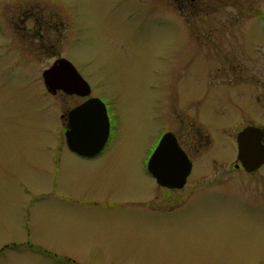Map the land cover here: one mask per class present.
<instances>
[{"label":"rangeland","instance_id":"rangeland-1","mask_svg":"<svg viewBox=\"0 0 264 264\" xmlns=\"http://www.w3.org/2000/svg\"><path fill=\"white\" fill-rule=\"evenodd\" d=\"M263 26L264 0H0V264H264V165L233 167L264 128ZM58 57L108 107L95 161L63 141L80 99L44 88ZM166 130L176 193L146 173Z\"/></svg>","mask_w":264,"mask_h":264},{"label":"water","instance_id":"water-1","mask_svg":"<svg viewBox=\"0 0 264 264\" xmlns=\"http://www.w3.org/2000/svg\"><path fill=\"white\" fill-rule=\"evenodd\" d=\"M41 77L50 95L60 91L69 97L83 98L90 94L88 83L66 59L55 60ZM104 107L99 99L92 98L70 110L64 134L69 151L82 158H92L102 151L109 136V120ZM262 135V130L254 127H245L236 135V162L247 173L264 164ZM177 144L172 134H165L148 159L147 170L161 187L180 189L190 174L191 163Z\"/></svg>","mask_w":264,"mask_h":264},{"label":"flooded vegetation","instance_id":"flooded-vegetation-1","mask_svg":"<svg viewBox=\"0 0 264 264\" xmlns=\"http://www.w3.org/2000/svg\"><path fill=\"white\" fill-rule=\"evenodd\" d=\"M179 1H181L182 3H183V6L185 7L186 6V2H187V0H179ZM189 1H191V2H193L194 0H189ZM29 16H27V17H25V20H24V22L26 21V23L27 22H29ZM22 22H23V20H22ZM34 22V21H33ZM35 23L37 24V23H39L38 25H40V24H42L43 23V19H41V21H38V20H36L35 19ZM40 27V26H39ZM41 28V27H40ZM39 28V29H40ZM263 30H264V26H263ZM59 58H62V57H58V59ZM57 58L55 59V60H58ZM228 64V63H227ZM248 76H247V74H246V78H247ZM253 77V76H252ZM251 77V78H252ZM260 77H262V75H259V74H255L254 75V77L252 78V81L253 82H255V83H260V81H261V79L263 78H260ZM244 81H246L245 79H243ZM246 86L247 87H251V86H249V85H247L246 84ZM254 92V91H253ZM250 93V92H249ZM57 94H60V95H62V96H65V97H69L68 95H65V94H63L62 92H57L56 93V95ZM72 97H76V98H78V99H80V102L79 103H77V104H75L73 107H71L70 109H68V110H66V111H64V112H62L60 115H59V118H60V121H61V124H62V126H63V129H61V130H63L62 132H63V141L65 142V137H64V134H65V131H66V129H67V124H68V113L70 112V110H72L73 108H75V107H77V106H79V105H81V104H83L84 102H86L87 100H89V99H92V98H96V99H99L104 105H105V107L104 108H106V113H107V117H108V120H109V136H110V131H111V122H110V117H109V110H108V107H107V105H106V103L102 100V99H100L99 97H96V96H93L92 95V92H91V88H90V94H89V96H87V97H78V96H72ZM249 97H251L250 95H249ZM70 98V97H69ZM252 99V98H251ZM260 99H264V95H261V98ZM260 99H257V97H253V99L252 100H254L253 102H254V104L259 108V111L260 112H264V108H262V106H260L259 104H258V102L259 103H261L260 101ZM169 113V112H168ZM247 127H254V128H259L260 130H262V133H263V135H262V138H261V143L264 145V128L262 127V126H260V125H255V124H250V125H248V126H246V128ZM244 129V128H243ZM168 133H170V134H172L173 136H174V138L176 139V141H177V145L181 148V150L185 153V155L187 156V158L189 159V161H190V163H191V171H190V174H191V172H192V162H191V160H190V158L188 157V155L186 154V152L184 151V149L182 148V146H181V144H180V142L178 141V139H177V137L174 135V133H172L171 131H165L164 133H163V135L162 136H164L165 134H168ZM109 136H108V140H109ZM162 136L159 138V140L162 138ZM108 140H107V142H106V144H105V146H104V148H103V150L105 149V147H106V145H107V143H108ZM159 140L157 141V144H158V142H159ZM156 144V145H157ZM65 145H66V143H65ZM156 145H154L155 147H156ZM155 147H154V149H155ZM153 149V150H154ZM103 150L98 154V155H96V156H94V157H92V158H86V157H81V156H79V155H77V154H75L76 156H79V157H81L83 160H85V161H95V160H97L96 158H98V157H100L101 156V153L103 152ZM153 152V151H152ZM152 152H151V154H152ZM151 154L149 155V157L151 156ZM102 157V156H101ZM149 157H148V159H149ZM148 159H147V161H146V173L155 181V179L152 177V175L148 172V170H147V162H148ZM237 161V160H236ZM236 165H238V168L237 169H239V170H242V168L239 166V164H238V162H237V164ZM264 165V164H263ZM262 165V166H263ZM261 166V167H262ZM233 167L235 168V165H233ZM260 167V168H261ZM259 168V169H260ZM236 169V168H235ZM259 169H257L256 171H258ZM243 171V170H242ZM254 172V171H253ZM252 172V173H253ZM247 173V172H246ZM190 174H189V176H190ZM247 174H250V173H247ZM189 176L187 177V179H186V183L185 184H187V180H188V178H189ZM155 183H156V181H155ZM156 185H157V188L159 189V190H165V192L166 191H169V192H175L176 193V191H180V190H182L183 188H185V185L182 187V188H180V189H169V188H164V187H161V186H159L157 183H156Z\"/></svg>","mask_w":264,"mask_h":264},{"label":"snow or ice","instance_id":"snow-or-ice-1","mask_svg":"<svg viewBox=\"0 0 264 264\" xmlns=\"http://www.w3.org/2000/svg\"><path fill=\"white\" fill-rule=\"evenodd\" d=\"M85 119H86V116H85Z\"/></svg>","mask_w":264,"mask_h":264}]
</instances>
